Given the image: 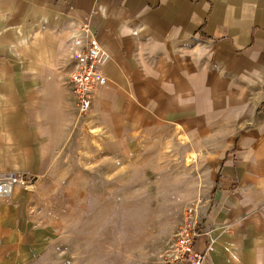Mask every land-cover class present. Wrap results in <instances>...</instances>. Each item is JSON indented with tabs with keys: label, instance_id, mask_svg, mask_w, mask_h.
Here are the masks:
<instances>
[{
	"label": "crops",
	"instance_id": "0c3cea01",
	"mask_svg": "<svg viewBox=\"0 0 264 264\" xmlns=\"http://www.w3.org/2000/svg\"><path fill=\"white\" fill-rule=\"evenodd\" d=\"M84 26L109 59L90 121L76 122L68 83L43 64L59 65L60 46ZM0 92L40 105L31 128L43 166L65 158L73 170L77 158L87 175L92 144L100 160H133L168 129L170 144L190 146L183 159L204 162L193 193L211 235L196 249L213 235L207 264H264V0H0Z\"/></svg>",
	"mask_w": 264,
	"mask_h": 264
},
{
	"label": "rangeland",
	"instance_id": "374dc122",
	"mask_svg": "<svg viewBox=\"0 0 264 264\" xmlns=\"http://www.w3.org/2000/svg\"><path fill=\"white\" fill-rule=\"evenodd\" d=\"M76 36L63 49L58 45L59 65L43 64V70L61 73L64 84ZM29 51L27 61L33 64L38 60L34 43ZM76 112L70 113L76 122L89 120ZM42 115L40 105L26 104L24 92H0V182L13 183L11 195L0 197V264H165L185 209L196 206L200 219L203 197L193 186L204 162L183 159L190 146L170 144L169 130L160 128L153 143L138 147V159L100 160L101 147L92 144L87 175L77 158L73 170L65 158L43 166L31 128ZM91 137L78 138L90 142ZM79 144L78 160L77 149L86 147ZM102 147L113 157L108 146ZM116 164L122 165V175L115 176ZM19 177L28 182L14 184ZM185 183L186 192L176 190Z\"/></svg>",
	"mask_w": 264,
	"mask_h": 264
},
{
	"label": "built area",
	"instance_id": "2783aa9c",
	"mask_svg": "<svg viewBox=\"0 0 264 264\" xmlns=\"http://www.w3.org/2000/svg\"><path fill=\"white\" fill-rule=\"evenodd\" d=\"M84 34L77 35L70 46L72 70L67 83L75 101L77 114L81 118L88 116L92 110L95 93L107 83L103 67L109 59L102 46L91 38L90 28H82ZM28 180L15 178L14 184L25 185ZM13 183L0 182V197L11 195ZM184 223L175 235V240L167 251L165 264H207L208 257L214 252L217 238L211 236L205 250L198 251L196 242L202 234L211 235V231H200L198 208L190 206L184 211Z\"/></svg>",
	"mask_w": 264,
	"mask_h": 264
},
{
	"label": "bare ground",
	"instance_id": "6f19581e",
	"mask_svg": "<svg viewBox=\"0 0 264 264\" xmlns=\"http://www.w3.org/2000/svg\"><path fill=\"white\" fill-rule=\"evenodd\" d=\"M191 160V159H190Z\"/></svg>",
	"mask_w": 264,
	"mask_h": 264
}]
</instances>
